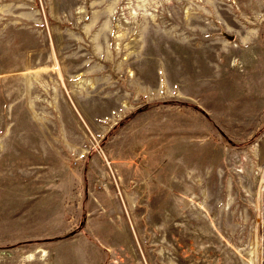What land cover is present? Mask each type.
Returning a JSON list of instances; mask_svg holds the SVG:
<instances>
[{"label": "rangeland", "instance_id": "obj_1", "mask_svg": "<svg viewBox=\"0 0 264 264\" xmlns=\"http://www.w3.org/2000/svg\"><path fill=\"white\" fill-rule=\"evenodd\" d=\"M0 264H264V0H0Z\"/></svg>", "mask_w": 264, "mask_h": 264}, {"label": "bare ground", "instance_id": "obj_2", "mask_svg": "<svg viewBox=\"0 0 264 264\" xmlns=\"http://www.w3.org/2000/svg\"><path fill=\"white\" fill-rule=\"evenodd\" d=\"M207 150H208V149H207ZM230 170H231V169H230ZM215 174H216V173H215ZM256 205H257V204H256ZM257 206H258V205H257ZM248 207H249V206H248ZM252 208H253V207H252ZM247 209H248V208H247ZM248 210H249V209H248ZM252 210H253V209H252ZM250 212H251V211H250ZM250 212H249V213H250ZM251 213H252V212H251ZM245 217H246V216H245ZM251 217H252V216H251ZM256 224H257V223H256ZM245 227H246V226H245ZM254 228H255V227H254ZM250 230H251V229H250ZM239 231H240V230H239ZM239 231H238V232H239ZM246 231H247V230H246ZM251 231H252V230H251ZM251 231H250V232H251ZM247 232H248V231H247ZM246 234H247V233H246ZM254 240H255V239H254Z\"/></svg>", "mask_w": 264, "mask_h": 264}]
</instances>
